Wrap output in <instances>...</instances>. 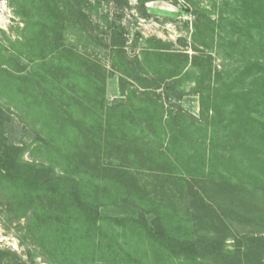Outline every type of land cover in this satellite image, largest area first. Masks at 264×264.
<instances>
[{
	"label": "trees",
	"instance_id": "obj_1",
	"mask_svg": "<svg viewBox=\"0 0 264 264\" xmlns=\"http://www.w3.org/2000/svg\"><path fill=\"white\" fill-rule=\"evenodd\" d=\"M17 1L23 10L38 3L48 11L29 22L30 34L46 35L45 45L29 37L23 47L36 41L41 52L51 48L60 56L49 61L43 51L31 58V71L3 70L16 109L34 126V150L44 155L43 162L24 161L17 117L0 106V190L30 215L33 240L66 264L120 257L133 264H264V239L238 230L264 234V0H226L218 18L208 19L212 33L228 37L219 45L230 56L244 44L255 58L218 72L203 96L201 119L167 103L202 58L167 52L159 42L131 63L126 43L113 38L125 100L111 107L100 66L69 58L61 38H49L62 25L57 0ZM138 1L144 7L151 0ZM70 3L85 16L87 0ZM107 152L122 161L140 158L168 175L197 198L198 213L185 217L171 202L148 199L125 168H100L93 160ZM230 238L235 252L226 249ZM7 257L0 250V264H14Z\"/></svg>",
	"mask_w": 264,
	"mask_h": 264
},
{
	"label": "rangeland",
	"instance_id": "obj_2",
	"mask_svg": "<svg viewBox=\"0 0 264 264\" xmlns=\"http://www.w3.org/2000/svg\"><path fill=\"white\" fill-rule=\"evenodd\" d=\"M225 1L151 0L143 7L138 0H87L88 3L82 5L85 15L82 17L70 0H57L58 8L63 13L62 25L59 31L49 38H61V44L69 58L79 55L100 66L106 75V102L111 107L125 100L121 90V75L113 67L116 51L113 38H121L126 43L125 50L131 63L135 62L136 57L141 59L146 49L159 45V42H163L167 52L202 58L200 66L191 69L192 74L181 85L176 86L171 95V102L167 103L170 108L177 109L181 106L191 115L201 119L203 96L207 95L209 88H213L218 72L227 67H240L255 58L253 51L245 49L244 44H240L230 56L229 48L219 45V38L228 37L216 31L212 33L209 27L205 26L209 18H218ZM33 7V11L29 10V7L23 10L17 0H0V106L17 117L21 128L17 144L26 149L24 161L43 162L44 155L34 150L38 140L34 126L29 119L21 118V112L16 109L12 95L7 91L9 84L4 80L6 76L3 72L7 70L16 74L21 70L31 71L35 67L31 58L43 55L45 47L41 52L36 41L32 48L23 47V44L27 45L29 37L40 38L41 45H45L42 38L46 35L30 34L29 22L34 18L32 25H35V22L37 24L42 18L46 19L48 11L43 10L38 3H34ZM50 50L45 49L44 55L49 61H58L59 52L51 54ZM32 51H36V54ZM13 56H21L19 65L15 58L12 59ZM205 73L209 75L206 76ZM130 84L132 86L133 83L129 82V88ZM136 88L138 89L137 86ZM160 92L162 91L158 94H163ZM72 93L79 95L75 86ZM163 101L166 102L165 99ZM35 123L40 130V123ZM93 161L102 169L112 166L129 170L147 193L148 199L171 202L182 216L191 217L198 213L197 198L170 180L168 175L151 171V167L145 165L140 158L137 161H122L107 152L95 156ZM56 169L59 174H63L61 168ZM28 216L25 210L21 211L12 204L7 193L0 190V250L7 252V260L14 264H66L58 258L55 259L40 243L33 240L28 227ZM238 227L240 233H252L264 239V234L255 233L253 227ZM128 243L125 242L126 246ZM235 248L236 245L230 238L226 249L235 252ZM174 260L180 262L176 258ZM111 263L133 264L134 261L129 262L120 257L118 260L102 262Z\"/></svg>",
	"mask_w": 264,
	"mask_h": 264
}]
</instances>
